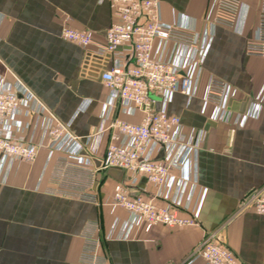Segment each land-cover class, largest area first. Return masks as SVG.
Masks as SVG:
<instances>
[{
    "label": "crops",
    "instance_id": "crops-1",
    "mask_svg": "<svg viewBox=\"0 0 264 264\" xmlns=\"http://www.w3.org/2000/svg\"><path fill=\"white\" fill-rule=\"evenodd\" d=\"M239 1L247 12L243 33L216 25L196 94L175 93L166 106L186 130L202 133L196 155L197 183L206 190L200 226L157 225L149 233L135 231L129 240L104 239L115 221L129 217L111 206L123 173L110 169L101 182L64 153L49 158L43 146L33 161L14 163L0 182V264H89L84 252L97 238L101 247L95 264H204L191 260V251L205 231L222 227L221 238L244 263L264 264V214L243 208L250 193L264 188V108L240 126L213 120L214 105L204 101L214 78L237 89L230 110L246 114L264 84V58L245 51L259 0ZM210 2L162 0L164 20L171 23L181 15L203 31ZM112 21L109 4L100 0H0V75L11 81L18 77L61 123L69 124L70 133L85 139L100 126L109 95L102 74L112 60L61 34L68 27L104 43ZM115 115L132 123L142 119L121 110ZM33 130L24 135L35 132L39 141V125ZM106 143L105 137L98 156Z\"/></svg>",
    "mask_w": 264,
    "mask_h": 264
},
{
    "label": "built area",
    "instance_id": "built-area-1",
    "mask_svg": "<svg viewBox=\"0 0 264 264\" xmlns=\"http://www.w3.org/2000/svg\"><path fill=\"white\" fill-rule=\"evenodd\" d=\"M100 1L109 4L113 19L104 43L68 27L61 34L62 39L92 46L97 55L112 60L102 74L109 95L102 106L100 126L85 139L73 135L69 124L61 123L18 77L13 75L11 81L0 75V182H5L14 163L33 161L44 146L49 148V158L64 153L101 179L105 180L110 169L123 173L114 185L111 206L124 209L129 217L115 221L104 239L115 236L129 240L135 231L149 233L157 225L199 227L206 196L196 179L202 133L186 130L166 106L175 93L189 98L196 94L213 28L224 25L243 33L245 6L239 0H211L206 26L198 31L183 22L181 15L166 22L162 0ZM245 51L264 58V0H259L257 23L246 40ZM237 92L229 83L210 79L204 101L214 105L213 120L244 126L248 119L259 117L264 108V84L246 114L230 110L229 103ZM116 110L140 114L142 119L138 123L125 121L115 115ZM36 125L40 128L39 141L35 132L24 135L35 131ZM105 137V150L98 156ZM243 208L263 215L264 188L250 193ZM222 228L205 231L190 259L204 264H246L225 244ZM100 247L101 239L97 238L94 247L84 252L89 264L96 263Z\"/></svg>",
    "mask_w": 264,
    "mask_h": 264
},
{
    "label": "water",
    "instance_id": "water-1",
    "mask_svg": "<svg viewBox=\"0 0 264 264\" xmlns=\"http://www.w3.org/2000/svg\"><path fill=\"white\" fill-rule=\"evenodd\" d=\"M159 106H160V103H158V108H159ZM98 176H99V178H101V176H100V175H98ZM102 181H104V179H103V178L101 179V182H102Z\"/></svg>",
    "mask_w": 264,
    "mask_h": 264
},
{
    "label": "rangeland",
    "instance_id": "rangeland-1",
    "mask_svg": "<svg viewBox=\"0 0 264 264\" xmlns=\"http://www.w3.org/2000/svg\"><path fill=\"white\" fill-rule=\"evenodd\" d=\"M245 22H246V18H245ZM7 78V77H6ZM8 79V78H7Z\"/></svg>",
    "mask_w": 264,
    "mask_h": 264
}]
</instances>
